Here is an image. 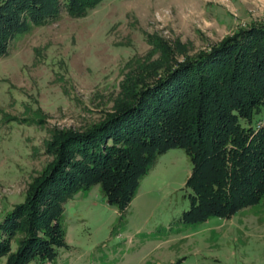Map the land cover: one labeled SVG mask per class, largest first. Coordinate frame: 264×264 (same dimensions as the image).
Instances as JSON below:
<instances>
[{
    "label": "rangeland",
    "instance_id": "1",
    "mask_svg": "<svg viewBox=\"0 0 264 264\" xmlns=\"http://www.w3.org/2000/svg\"><path fill=\"white\" fill-rule=\"evenodd\" d=\"M251 20L264 21V0H97L17 32L0 54V218L50 158L54 129L81 128L111 108L131 56L160 58L175 45L191 54ZM190 169L182 147L165 148L123 208L97 182L72 190L61 202V241L23 264H264V199L186 219Z\"/></svg>",
    "mask_w": 264,
    "mask_h": 264
},
{
    "label": "trees",
    "instance_id": "2",
    "mask_svg": "<svg viewBox=\"0 0 264 264\" xmlns=\"http://www.w3.org/2000/svg\"><path fill=\"white\" fill-rule=\"evenodd\" d=\"M96 1L0 0V54L30 23L51 21L62 7L79 15ZM161 52L126 60L111 108L99 118L50 133V158L24 200L0 218V253L18 236L5 264L52 253L61 241V202L74 189L97 182L106 200L123 208L156 154L170 146L182 147L191 162L184 218L229 216L264 199V21L238 25L191 54L177 45Z\"/></svg>",
    "mask_w": 264,
    "mask_h": 264
},
{
    "label": "built area",
    "instance_id": "3",
    "mask_svg": "<svg viewBox=\"0 0 264 264\" xmlns=\"http://www.w3.org/2000/svg\"><path fill=\"white\" fill-rule=\"evenodd\" d=\"M260 122V124L262 125H264V116L261 118V120L259 121Z\"/></svg>",
    "mask_w": 264,
    "mask_h": 264
}]
</instances>
